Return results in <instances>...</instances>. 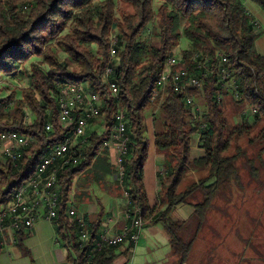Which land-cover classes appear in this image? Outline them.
I'll list each match as a JSON object with an SVG mask.
<instances>
[{
	"label": "trees",
	"instance_id": "16d2710c",
	"mask_svg": "<svg viewBox=\"0 0 264 264\" xmlns=\"http://www.w3.org/2000/svg\"><path fill=\"white\" fill-rule=\"evenodd\" d=\"M119 1L131 6L133 11L120 10L117 16L118 0H0V80L25 75V65L34 56L42 57L47 65V70L39 64L30 65L32 85L23 89L22 98L16 99V92H13L0 100V129L36 138V143L18 162L0 159V214L35 175L41 159L63 142L68 132L58 125V99L62 87L86 84L91 93L99 96L102 106L98 117L104 116L107 126L102 135L93 134L89 138L87 148L80 152L79 164L68 166L59 174L57 236L64 240L70 264H114L118 246L94 249L101 219L85 224L89 241L81 246L80 224L66 215L69 182L92 165L100 149L112 138L114 119L124 111L131 142L123 184L133 186L127 189L133 205L130 209L139 207L143 221H148L150 216L142 183L144 166L150 157V143L141 134L144 115L147 110L154 109L151 99L157 95L158 76L185 37L191 47L181 53L184 66L191 75L203 80L204 85L201 90L190 88L186 95L203 97L206 111L192 114L185 95L172 90L159 109L167 120L168 131L161 136L159 146L171 149L165 172L160 176L164 190L160 207L166 206V209L161 212L162 220L159 221L170 237L171 253L177 257L174 264H185L214 200L229 191L233 184L241 182L240 160L250 165L251 176L260 170L254 165L264 155V56L256 49L257 34L244 5L246 0H159L157 12L155 0ZM250 1L264 10V0ZM156 17L157 43H151L144 31ZM114 31L118 37V62L114 61L111 80L118 86L117 96L105 81ZM61 51L67 56L64 62L60 58ZM195 54L208 59V69L219 68L220 55H223L242 98L237 100L233 90L224 92L217 76L205 78L204 70L191 61ZM69 60L78 67L77 71L69 68ZM229 93L239 108L248 105L256 110L255 125H261L256 138L250 139L251 146L258 150L256 159L249 157L237 136L234 150L229 152L228 124L222 110L224 98ZM219 95L223 96L222 100ZM26 110L34 116L31 124L26 120ZM48 122L53 124L52 131H46ZM243 127L251 129L246 124ZM194 135L199 136L196 149L192 148ZM260 165L264 167V161ZM191 168L206 170V174L198 183L180 192L179 187ZM197 193L201 197L193 203L191 199ZM191 203L195 223L170 218L178 205ZM134 216L131 211L129 219L132 221ZM190 224H197L193 232ZM25 238L19 234L17 246L32 258L23 245ZM2 251L0 239V256ZM31 263L35 264L33 259Z\"/></svg>",
	"mask_w": 264,
	"mask_h": 264
},
{
	"label": "crops",
	"instance_id": "0c3cea01",
	"mask_svg": "<svg viewBox=\"0 0 264 264\" xmlns=\"http://www.w3.org/2000/svg\"><path fill=\"white\" fill-rule=\"evenodd\" d=\"M244 5L255 26L257 52L264 56V10L250 0H246ZM153 116H158V112ZM105 121L104 118H97L89 122L83 138L77 139L79 155L87 148L89 138L93 134L102 135L105 132L107 126ZM146 130L148 135H143V130L141 134L146 140H148L146 136L152 139L149 149L150 157L147 160L151 167L148 172V167L144 166L142 184L150 218L148 221H144V229L141 231L139 240L136 243H125L116 248L117 257L114 264H174L177 262V257L171 253L170 237L163 223L159 221L162 220L161 212L166 209V206L160 207V200L164 195V190L160 185V176L165 172V162L171 152V149H162L161 145L159 146V141L161 144V136L167 134L168 131L165 122H160L156 117L147 119ZM239 143L241 144L240 140ZM198 144L199 136L194 135L192 148H198ZM241 145L244 147L243 144ZM229 150H234V143ZM116 153L117 149L114 145H104L92 165L85 171L75 175L69 182V200L66 215L69 210H73L76 213L73 219L82 221L85 224L94 223L101 219L102 225L98 230V235L104 233L119 234L131 222L125 190L127 192V189H132L133 186L130 183L122 185L117 179ZM195 155H198L197 151H195ZM3 158L0 156V159ZM205 174L206 170L191 168L186 177L191 178V186L198 183ZM241 176L240 183L233 184L229 191L221 193L214 200L203 228L189 254L188 262L185 264H191V260H193V264H201V260H206L205 264H208L209 260L213 261L212 264H231L232 260H243V264H264V235L259 236L260 243L252 248L244 243V240L247 239L244 234L249 235L251 240H255L254 230L259 222L257 219L260 222L263 220L262 214L260 218L254 219L255 221L250 220L244 215V210L255 212L263 209L264 205L261 202L264 203V194L259 190V179L244 177L243 172ZM248 185L255 191H247L249 190V188L246 189ZM60 191L61 185L59 184V194ZM200 197V194L197 193L191 201L195 203ZM40 213V218L31 230L11 231L4 237L0 236L1 244L3 238H5V244H2L3 251L0 256V264H32V259L35 264H58L59 260H52L48 253L39 256L35 243L37 239L43 237L39 224L50 222L54 225L57 233V223L44 219L43 211ZM193 214L194 207L192 203L180 204L171 212L170 218L175 221H191ZM157 221L159 223H155ZM192 225L190 224V228L193 227V232L197 224ZM19 234L26 236L23 245L30 251L32 258L24 255L21 250L22 256L20 257L17 254L12 255L4 252L7 245L13 244L17 247ZM64 250V258L67 263V250Z\"/></svg>",
	"mask_w": 264,
	"mask_h": 264
},
{
	"label": "built area",
	"instance_id": "2783aa9c",
	"mask_svg": "<svg viewBox=\"0 0 264 264\" xmlns=\"http://www.w3.org/2000/svg\"><path fill=\"white\" fill-rule=\"evenodd\" d=\"M117 45L118 37L113 35L110 38V61L105 70V81L107 85H113V95L117 96L119 93L117 84L111 80L114 73L115 62L117 59ZM182 53V52H181ZM181 53L173 52V56L167 59L166 66L159 74V87L156 99L160 97V103L158 104L157 113L160 106L163 104L164 99L167 97L170 90L174 93L185 95L186 104L189 106L192 114H200L202 108L194 96L186 95L190 88H203V80L196 75H191L186 67ZM221 65L219 68H209V61L207 58H202L200 54H195L191 61L198 65V68L204 70L205 78L215 77L219 79L222 89L225 91L233 90V94L237 100L242 97L237 92L236 81L233 77L231 68L227 65L223 55H220ZM63 95V102H58V125L62 130H68L63 142L55 145L50 150V155L44 159L42 167L39 173L23 186L19 191V197H28V204H17V199L11 202L10 206H4V214H0V236L4 237L11 231L19 232L22 230H31L37 220L41 216L43 211V218L48 221H55L60 214V194H59V182L55 179V171L45 172V164L49 163L52 158L60 152L61 147H65L66 139H74V134H82V138L86 131V121L89 116L95 115V107L100 104V98L97 94H93L89 91L86 84H66L61 89ZM166 95V96H165ZM165 96V97H164ZM153 99V100H154ZM219 99H223L222 95H219ZM251 113L255 115L252 108ZM125 112L121 111V117L114 119V127L112 130V138L106 142L105 146L114 145L117 149L115 158L116 175L119 182L122 184V174L126 170V160L129 154V144L131 140L127 137ZM53 124L48 122L46 124V131H52ZM72 129V130H71ZM32 135L23 134L16 131H5L0 129V156L13 157V162L20 160V151L27 149ZM80 161V155L77 148V142L73 147V155H68V161L66 162V168L68 166L78 165ZM126 197V190H125ZM132 202V199H127V203ZM138 209L136 224H129L121 233L110 235L108 233L100 234L99 239L94 249L108 248L111 243L118 242L122 235L125 234L127 228L130 226H137V237L132 243H136L139 240L141 231L144 229L143 219H138ZM75 211L69 210L67 216L74 218ZM81 227L80 242L81 246L89 241V236L85 231V223L78 221ZM5 238H3L2 244H5Z\"/></svg>",
	"mask_w": 264,
	"mask_h": 264
},
{
	"label": "rangeland",
	"instance_id": "374dc122",
	"mask_svg": "<svg viewBox=\"0 0 264 264\" xmlns=\"http://www.w3.org/2000/svg\"><path fill=\"white\" fill-rule=\"evenodd\" d=\"M160 4H161V2L159 0L154 1V9L156 12H157V9L160 6ZM116 9H117V12H116L117 16H119L120 10H125V11H130V12L133 11L131 6L124 4L119 0L116 4ZM158 30H159L158 29V19L156 17L154 19V21L145 29L144 35L149 38V41L151 43H155V42L157 43V36L156 35L159 32ZM68 31L69 30L67 29L64 32L67 33ZM113 35H116L115 31L112 32L111 37ZM190 47H191L190 41L187 38L182 37V39L179 42L178 47L175 48V51L177 53H181L182 51H185V50L189 49ZM60 58L62 59L63 62H64V59L67 58L66 54L63 51L60 52ZM32 63L39 64L45 70H47V65L44 63L43 58L38 57V56H34L25 65V68H24L25 75H23V76L19 75L16 79H8V78H3V77L1 78V80H0V100L10 96L13 92H16V97H17L16 99L22 98L23 89L31 87V85H32L31 74H30V65ZM68 65H69V68L71 70H73V71L78 70V67L76 65L72 64V61H70V60H69ZM159 97L162 98L163 96L160 95L154 100L151 99L152 103L155 105L154 109L147 110L145 112L143 135L147 134L146 123H147L148 118L151 119L152 117H156L159 119L160 122H165V124L167 123L165 116L160 112V110L158 111V116H153V114L154 115L157 114L155 112L157 111L158 104L160 103ZM197 99H198V102H199V104L202 108V111L204 113L206 111V105H205L204 99H203V97H199V96L197 97ZM222 110H223L224 117L227 120V124H228L227 128H228L229 145L233 146V143L235 141V137L237 136V138L240 140L241 144H243L244 147L246 148V150L248 151L249 157L256 159L258 150L253 145L251 146L250 139L256 138L257 133H258V129L260 128L261 124L256 127V125H255L256 117H255V115H253L251 113L252 108L248 105L245 106L244 108H239L234 103V100H232V94L229 93L224 98ZM26 112H27V119L26 120L28 123L31 124L32 121L34 120V116L29 110H26ZM119 113H121V111ZM103 117L101 116L98 118L103 119ZM245 124L248 125L249 127H251V129H245L243 127ZM146 138L148 139V141L151 144L152 139H150L149 136H146ZM229 152H233V150L232 151L229 150ZM261 157L263 159L262 160L258 159L254 165L255 167L257 166L258 168H260V170L254 176H251L249 174L248 170L250 169V167H249L250 165L248 163H246V161L244 159L240 160V166H241V170H242L241 173L243 172L244 177H249V178L253 177V178L259 179V184H260L259 190H261V193L264 194V167H262L260 165V163L262 161H264V155H262ZM145 166L148 167L147 170L149 172L151 164H149L147 161ZM191 183H192L191 178L186 177L183 180V182L181 183V185L179 187V191L180 192L186 191ZM247 188H249V190H247V191H253L254 190V189H251L249 187V185L246 186V189ZM261 204L264 205L263 202H261ZM261 214L263 216L262 222H260V220L257 219V218H260ZM244 215H246L250 220L255 221L257 219V221H259L257 223L255 230H254L255 231L254 232L255 240H251L249 235L244 234L247 237V239L244 240L245 241L244 243L249 248H252L254 245L260 243V237L259 236L264 235V208L259 210V211H255V212H252L249 210H244ZM39 227H41V230L43 233V237H41L35 241V243L37 245L38 253L40 254L39 256L44 255V253H48L49 257L52 260H59L58 264H68L69 262L66 263V259L64 258V255H65V250H64L65 248L63 247L64 246V240L57 236L56 229H55L54 225L50 222H43V223L39 224ZM187 231H189V230H187ZM17 247L13 244L7 245L5 247L4 252H7L8 254L10 253L12 255L17 254L20 257L22 255H21L20 249ZM204 262H206V260H201V264H205ZM190 263L193 264V260H191ZM210 263L212 264L213 261L209 260L208 264H210ZM231 264H243V260H232Z\"/></svg>",
	"mask_w": 264,
	"mask_h": 264
},
{
	"label": "bare ground",
	"instance_id": "6f19581e",
	"mask_svg": "<svg viewBox=\"0 0 264 264\" xmlns=\"http://www.w3.org/2000/svg\"><path fill=\"white\" fill-rule=\"evenodd\" d=\"M225 60L228 63L226 58H225ZM108 87L110 88L111 92L113 93V85H108ZM157 87H159V77L157 80ZM58 102H63V95L62 94H60ZM100 109H101V100H100V104L97 107H95V115L89 116V119L86 121V128H87V125L89 124L90 121L94 120L95 118H97L100 115ZM254 112L256 113V110H254ZM120 117H121V113H119L115 119H119ZM125 121H127L126 114H125ZM126 129H127V137L130 140V137L128 135L127 122H126ZM78 138L82 139V134H74V139H66L65 147H61V150L56 155V157L52 158L49 163L45 164V172L55 171V179L59 178V174L66 169V162L68 161V155H73V147L75 146V142H77L79 140ZM35 143H36V138H35V136H33L32 140L30 141V143L27 147V149L20 151V158H22L23 153L25 151L29 150ZM49 155H50V152L48 154H46L41 159L35 175L28 182L32 181V179L34 177H36V175L39 173L40 168L42 167L44 159H46V156H49ZM4 158L13 162V157H4ZM123 182H124V172L122 174V184H123ZM15 199H17V204H28V197H19V192L15 195ZM126 199H131L128 192H126ZM131 205H132V202L127 203V206L129 209V214L132 211L135 216L132 218V221L130 224H136L137 208H132V210H131L130 208L133 206V205L132 206ZM1 214H4V210L1 211ZM138 219H142L141 211L139 209H138ZM136 237H137V226H130L129 228H127L125 234L122 235V238H120L118 242L111 243L110 246L117 247V246H121L125 243H132Z\"/></svg>",
	"mask_w": 264,
	"mask_h": 264
}]
</instances>
